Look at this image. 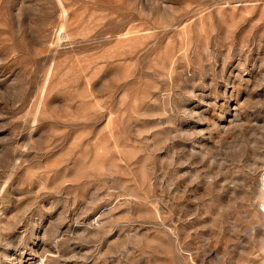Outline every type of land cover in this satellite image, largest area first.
Returning a JSON list of instances; mask_svg holds the SVG:
<instances>
[{"label":"rangeland","instance_id":"1","mask_svg":"<svg viewBox=\"0 0 264 264\" xmlns=\"http://www.w3.org/2000/svg\"><path fill=\"white\" fill-rule=\"evenodd\" d=\"M0 264H264V0H0Z\"/></svg>","mask_w":264,"mask_h":264}]
</instances>
